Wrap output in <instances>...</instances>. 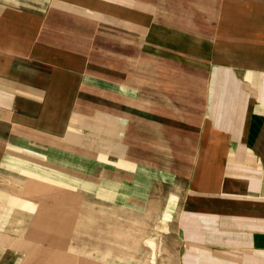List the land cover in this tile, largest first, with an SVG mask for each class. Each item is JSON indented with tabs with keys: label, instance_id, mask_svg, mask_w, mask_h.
<instances>
[{
	"label": "crops",
	"instance_id": "crops-1",
	"mask_svg": "<svg viewBox=\"0 0 264 264\" xmlns=\"http://www.w3.org/2000/svg\"><path fill=\"white\" fill-rule=\"evenodd\" d=\"M0 264H264V0H0Z\"/></svg>",
	"mask_w": 264,
	"mask_h": 264
}]
</instances>
